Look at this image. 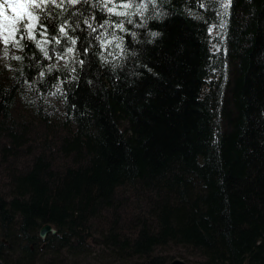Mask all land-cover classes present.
Segmentation results:
<instances>
[{
    "label": "trees",
    "instance_id": "trees-1",
    "mask_svg": "<svg viewBox=\"0 0 264 264\" xmlns=\"http://www.w3.org/2000/svg\"><path fill=\"white\" fill-rule=\"evenodd\" d=\"M132 2L49 4L76 37L50 59L0 46V264L39 239L102 264H264V0Z\"/></svg>",
    "mask_w": 264,
    "mask_h": 264
},
{
    "label": "snow or ice",
    "instance_id": "snow-or-ice-1",
    "mask_svg": "<svg viewBox=\"0 0 264 264\" xmlns=\"http://www.w3.org/2000/svg\"><path fill=\"white\" fill-rule=\"evenodd\" d=\"M65 3L70 6H75L79 3L89 4L91 0H3L0 3V40L7 46L11 44L13 47L21 48L23 45L21 41L27 38L30 41H35L37 47L43 51L46 58H51L49 52L45 47L48 44H60L61 41L70 42L72 45L76 44V37L70 36L69 31H75L73 22L69 19L63 20L58 27L51 24V12L48 11V5L51 4L55 8L64 9ZM230 3V0H229ZM109 5H112L109 7ZM93 7H100L102 10L116 16H126L129 13L126 11H117L116 9H130L133 7L132 0L117 5L114 0H95ZM145 7L140 4L139 8ZM227 7V5H225ZM11 10V14H9ZM95 20V16L91 18ZM130 22V21H129ZM85 25L93 32L96 28L93 27L89 20L83 21ZM108 24V20H104L99 27L103 28ZM52 27L53 35L49 39V27ZM123 30V22L115 25H109ZM76 27H79V22H76ZM37 29H39V37L37 40ZM74 47H68L66 53L74 52ZM87 51V49H85ZM7 54V47L5 48V55ZM63 58V57H61ZM14 59H22L20 56ZM81 63H83L81 61Z\"/></svg>",
    "mask_w": 264,
    "mask_h": 264
},
{
    "label": "rangeland",
    "instance_id": "rangeland-1",
    "mask_svg": "<svg viewBox=\"0 0 264 264\" xmlns=\"http://www.w3.org/2000/svg\"><path fill=\"white\" fill-rule=\"evenodd\" d=\"M2 2L3 0H0V3ZM9 14H11V10H9ZM0 46H6L2 42V40H0ZM12 51L13 49L12 47H10L9 52ZM48 233L49 232H47L46 235ZM38 244L39 245L37 247L34 245V248H31L32 250L31 252H29L28 256H26L27 254L25 255L24 253H20L17 250L10 252L9 256L13 260H15L16 258H19L22 261L26 259L29 264H100L102 261V259L100 260V258L98 257L99 248L94 245H91L87 251H83L80 253H70L62 247H47L45 246L42 239H39ZM11 247L14 248L15 246L11 244Z\"/></svg>",
    "mask_w": 264,
    "mask_h": 264
},
{
    "label": "water",
    "instance_id": "water-1",
    "mask_svg": "<svg viewBox=\"0 0 264 264\" xmlns=\"http://www.w3.org/2000/svg\"><path fill=\"white\" fill-rule=\"evenodd\" d=\"M50 231L54 232L55 228L50 223H44L39 229V235L41 237H44L46 235V233L50 232ZM168 264H190V263L186 262L182 258L175 257V258L171 259L168 262ZM199 264H203V263H199Z\"/></svg>",
    "mask_w": 264,
    "mask_h": 264
}]
</instances>
